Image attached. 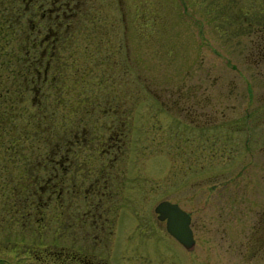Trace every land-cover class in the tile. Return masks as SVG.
<instances>
[{
    "label": "rangeland",
    "instance_id": "obj_1",
    "mask_svg": "<svg viewBox=\"0 0 264 264\" xmlns=\"http://www.w3.org/2000/svg\"><path fill=\"white\" fill-rule=\"evenodd\" d=\"M20 4L10 0L14 12ZM71 7L60 32L70 47L51 64L49 87L67 104L94 93L104 103L114 93L127 123L121 166L140 175L141 187L126 193L109 264H169L168 256L170 264H264V0H79ZM3 39L0 31V112H22L18 125L32 135L0 142V264H37L36 250L57 243L54 208L43 207L42 216L21 204L9 219V179L22 169V154L47 151L73 117L67 108L38 111L31 93L17 103L23 73L9 59L17 44ZM95 42L98 54L89 58ZM107 42H124L116 46L119 63L107 62L115 50ZM161 199L191 215V249L159 222L150 235L126 234L128 212L156 218Z\"/></svg>",
    "mask_w": 264,
    "mask_h": 264
},
{
    "label": "flooded vegetation",
    "instance_id": "obj_2",
    "mask_svg": "<svg viewBox=\"0 0 264 264\" xmlns=\"http://www.w3.org/2000/svg\"><path fill=\"white\" fill-rule=\"evenodd\" d=\"M22 1L21 14L31 26L26 27L23 39L15 41L16 48L19 45L24 54V86L20 89L23 99L20 102L26 101L24 96L31 93L30 101L38 111L67 108L73 120L63 121L53 145L30 159L31 168H24L20 175H11L10 199H13V204H6V211L10 214L13 210L14 213L8 218L20 213L21 204L33 205L42 216L43 207L51 205L54 208L57 218L54 238L57 243L53 244L55 248H47L42 254H37L39 250H36L33 261L37 264H109L107 254L120 226L121 208L123 203L130 202L126 193L141 187L139 178H136L140 175L122 167L120 162L127 126L125 109L119 102L112 103L114 93L104 103L98 97L101 93H94L87 94L89 98L76 95L72 103L67 104L69 101L64 103L61 96L65 94L58 87H49L55 78L54 75L48 76L51 64L63 58L60 56L63 48L70 47L69 40L60 38L63 19L69 16L67 13L72 9V3L79 0ZM123 43L117 42V48L122 49ZM89 44L86 54L91 58L92 52L94 56L98 54L100 45L99 42ZM105 46L115 48L106 56L107 62L119 63L116 46L110 42ZM93 47L95 49L92 50ZM72 52L69 51L70 58H73ZM262 58L264 62V55ZM10 59L13 58L10 56ZM115 92L118 95V91ZM104 117L107 119L102 121ZM96 126L104 128L103 132H93ZM31 213L28 211L27 216ZM145 213L131 215L128 212L132 222L126 227L131 230L127 235L134 232L150 235L157 222L163 223L168 232L165 220L159 219L156 212L153 219L146 217ZM81 230L83 234L78 237ZM170 261L168 256L169 264Z\"/></svg>",
    "mask_w": 264,
    "mask_h": 264
},
{
    "label": "trees",
    "instance_id": "obj_3",
    "mask_svg": "<svg viewBox=\"0 0 264 264\" xmlns=\"http://www.w3.org/2000/svg\"><path fill=\"white\" fill-rule=\"evenodd\" d=\"M6 2L0 1V31H1V36L3 39V42L5 44L8 43L9 39H15V41L21 40L24 37V32H26V27H30V23L28 25H26V21H23V14H21V10H17L16 12H14V5H10V0H4ZM21 3H24L21 0ZM22 5L20 4L19 7ZM18 7V8H19ZM67 32V31H66ZM2 47V46H1ZM20 46L18 45L17 47V51L14 54V56H11L13 59V63L17 64V70L15 73L17 74H21L24 73L25 69L23 67V63H24V54L23 52L20 50ZM6 52H4L5 54ZM4 54L2 56H4ZM9 55V54H8ZM7 56H4V62H6L5 58ZM9 58V57H8ZM2 59V58H1ZM10 59V58H9ZM8 61V60H7ZM22 78V77H21ZM4 92L0 93V96H4ZM21 103L19 100H17V103ZM14 107V106H13ZM22 112H18V111H11V110H3L0 112V142L4 143V141H6V137H11V141L12 143L10 144H17L18 142H20L22 139H26L28 137V135H30V129H28L26 126H20L19 127V122L17 121L19 119L20 116H22ZM48 129V128H47ZM49 131V129L47 130ZM35 133H38V130L35 131ZM36 134V135H37ZM32 135V134H31ZM35 136V134H33ZM23 137V138H22ZM15 154L17 155V150L15 151H11L10 155ZM22 160L24 159L25 163L23 162L22 164H24L21 168L22 169H18V175H20L21 171L24 168H31L32 167V163H30L32 160L29 159V155H24L22 154Z\"/></svg>",
    "mask_w": 264,
    "mask_h": 264
},
{
    "label": "water",
    "instance_id": "obj_4",
    "mask_svg": "<svg viewBox=\"0 0 264 264\" xmlns=\"http://www.w3.org/2000/svg\"><path fill=\"white\" fill-rule=\"evenodd\" d=\"M158 218L165 220L167 231L186 249L194 246L195 239L191 228V215L177 202L163 199L155 208Z\"/></svg>",
    "mask_w": 264,
    "mask_h": 264
}]
</instances>
